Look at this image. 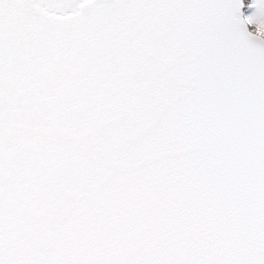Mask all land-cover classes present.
<instances>
[{
    "label": "snow or ice",
    "instance_id": "obj_1",
    "mask_svg": "<svg viewBox=\"0 0 264 264\" xmlns=\"http://www.w3.org/2000/svg\"><path fill=\"white\" fill-rule=\"evenodd\" d=\"M0 264H264V0H0Z\"/></svg>",
    "mask_w": 264,
    "mask_h": 264
}]
</instances>
